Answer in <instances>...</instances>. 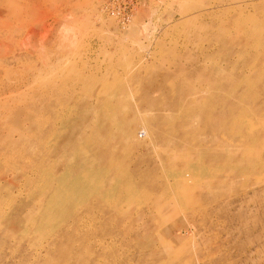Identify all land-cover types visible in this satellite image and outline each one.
<instances>
[{
    "label": "rangeland",
    "instance_id": "obj_1",
    "mask_svg": "<svg viewBox=\"0 0 264 264\" xmlns=\"http://www.w3.org/2000/svg\"><path fill=\"white\" fill-rule=\"evenodd\" d=\"M0 264H264V0H0Z\"/></svg>",
    "mask_w": 264,
    "mask_h": 264
},
{
    "label": "bare ground",
    "instance_id": "obj_2",
    "mask_svg": "<svg viewBox=\"0 0 264 264\" xmlns=\"http://www.w3.org/2000/svg\"><path fill=\"white\" fill-rule=\"evenodd\" d=\"M145 29V28H144ZM75 130V129H74Z\"/></svg>",
    "mask_w": 264,
    "mask_h": 264
}]
</instances>
